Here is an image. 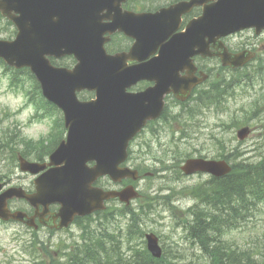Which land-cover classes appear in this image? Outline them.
I'll use <instances>...</instances> for the list:
<instances>
[{"label":"water","instance_id":"water-1","mask_svg":"<svg viewBox=\"0 0 264 264\" xmlns=\"http://www.w3.org/2000/svg\"><path fill=\"white\" fill-rule=\"evenodd\" d=\"M123 0H0V13L14 22L18 33L13 41H0V59L15 69L27 67L42 87L44 97L64 113L68 129L67 141L50 155L53 166L35 181L36 192L27 195L20 187H11L0 194V220L17 221L33 226L34 217L20 211H10L7 201L26 199L35 208L43 207L41 217L51 204H59L58 228L67 227L75 216H88L105 209V201L118 198L129 205L139 198L132 186L121 191H104L93 187L100 177L113 182L125 178L138 179L136 171L120 167L127 158L130 140L141 131L148 120L158 115L162 97L169 88L178 87L187 95L196 84L191 75L178 79L177 72L194 71L190 50L200 47L203 55L208 42L205 38H221L241 29L264 28V0H217L206 18L192 23L187 31L162 43L170 33L164 23L165 12L130 14L120 10ZM116 8L105 16V7ZM111 20L105 24L103 20ZM124 31L136 39L135 48L156 47L161 44L160 57L154 63L125 67L107 56L103 44L105 33ZM219 54L223 66L238 68L254 58V53L232 55L223 45ZM73 55V69L53 67L47 57ZM161 72L154 74V70ZM177 71V72H175ZM154 74V76H149ZM152 78L156 86L137 95L126 89L138 79ZM204 76L202 80H205ZM184 85V86H183ZM95 92V100L80 102L76 93ZM186 97V96H185ZM250 133L248 127L237 132L240 140ZM94 162L92 167L87 164ZM23 172L37 174L45 164L30 163L19 158ZM181 170L186 175L196 172L221 177L230 172L223 161L187 160ZM1 188V186H0ZM147 248L155 258L161 256L158 240L146 235Z\"/></svg>","mask_w":264,"mask_h":264},{"label":"rangeland","instance_id":"rangeland-1","mask_svg":"<svg viewBox=\"0 0 264 264\" xmlns=\"http://www.w3.org/2000/svg\"><path fill=\"white\" fill-rule=\"evenodd\" d=\"M13 34V28L8 26L5 20L0 19V39L11 38ZM242 36L239 42L253 38L248 33ZM260 40L262 41L258 45L261 49L260 58L264 60V36ZM208 66L217 68L214 64ZM217 76L229 81V73L214 72L211 80ZM9 77L10 74L0 63V134L2 131L10 135L19 132L21 137L34 141L46 137L50 130L51 120H34L37 119L34 107L28 104V99L33 98L34 93L28 92L30 87L27 83H24L23 87L14 89L10 86ZM29 84L32 87V84ZM22 89L29 94L28 98L21 93ZM232 94L226 97L222 106L201 107L194 116L189 118L185 115L175 117V111H172L175 118H171L170 124L160 130L146 129L130 146L132 156L126 163L128 167L136 168L140 172L159 171L156 172L155 178L143 179L135 183L136 189L149 200L136 201L131 204V209L139 206L146 209L150 206V212L143 216L142 229L159 238L171 264H210L208 256L188 236L186 227L187 223L192 220L188 211L192 208L205 209L203 211L217 215L224 220L226 223L222 229L224 232L211 236L223 241L221 245L236 244L241 248L246 246L251 238H255L257 233H264V205L259 206L260 214L256 213L248 224L235 230H229L224 210H212L208 205H201L198 199L184 194L186 188L204 183L208 179L206 175L192 177L181 175L177 178V175L173 173L174 169L163 171L161 168H170L176 164L180 166L189 157L217 159L231 155L233 149H236L239 154L238 158H232L237 162L242 159L256 161L264 157V79L260 77L258 80L249 81L248 86L242 83L233 88ZM254 100H256L255 105ZM240 120L254 128V131L244 141L236 139V131L240 125L234 122ZM151 129L156 131L155 135L152 134ZM13 143L19 146L20 141L14 138ZM7 151L5 148H0V178L6 177L3 182L7 183L8 187H28L33 177L21 173L17 165L9 166ZM31 159L34 158L31 157ZM99 185L105 188H117L105 180H101ZM172 192V204L175 207L164 205L161 200V197L170 195ZM156 196L159 199L154 201L153 198ZM21 206L19 201L10 203V207L13 208ZM108 207L113 216V227L125 231L128 219L119 215L118 210L121 206L117 202H109ZM136 212L139 213L138 210ZM92 219L97 220L98 217L95 216ZM86 223L87 221L82 222L83 225ZM209 232L212 233L213 230ZM37 234L40 242L32 243V232H28L21 224L0 222V264H47V255L56 258L65 246L79 241L81 229L78 226H72L63 232L48 234L40 230ZM212 243H208L209 246ZM207 249L210 250L209 247Z\"/></svg>","mask_w":264,"mask_h":264},{"label":"trees","instance_id":"trees-1","mask_svg":"<svg viewBox=\"0 0 264 264\" xmlns=\"http://www.w3.org/2000/svg\"><path fill=\"white\" fill-rule=\"evenodd\" d=\"M258 68L260 69L257 73L262 69V65H258ZM10 74V84L15 88L23 87L24 83L29 85L32 79L26 71H10ZM236 81H232L234 85H237ZM33 84L34 97L29 101L34 102L35 109L42 112L43 117L54 116V122L62 124L57 110L43 100L38 87L35 83ZM207 90L202 92L200 97L202 107L211 105L220 107L225 101V97L232 95L230 83L223 80H218ZM255 103L253 104L255 105ZM234 123L238 125L247 122L240 120ZM10 136L4 134L0 148L9 150L7 151L9 166H13L16 163L17 145L13 143V138L11 139ZM18 140L27 149L22 154L28 156L36 150L38 160H41L42 155L48 154L53 148V144L45 146L46 151L40 153V147H37L33 141H26L24 138H18ZM53 142L55 143V141ZM39 144L43 146V141H40ZM233 150V153L228 155L231 161H234L232 158L239 157L237 150ZM225 158L227 159V157ZM174 171L176 175L179 173L178 165L174 166ZM198 190H206L203 192L204 196H200V198L207 200L219 211L225 209L226 195L229 190V230L243 227L252 221L256 213L260 214L259 206L264 205V157H260L256 162L235 161L232 172L228 176L221 179L212 178L208 187L202 186ZM168 199L169 197H163V203H167ZM139 210V213L128 208L118 210L119 215L128 218L125 231L113 227V216L109 209L97 214V220L86 219L85 225L82 224L83 221L78 220L77 224L82 233L79 244L61 250L60 258L63 259V263L57 262L55 257L47 255L48 264H171L166 257L155 260L147 253L143 241L145 231L142 229V221L143 215L150 211V206H147L146 209L140 207ZM223 226H226V223L219 216L215 218L213 215L195 213L193 227L192 230H189V235L205 249L209 247L208 240L214 239L211 236L222 233ZM198 228L203 230L201 234L195 232ZM210 230H213L211 236H209ZM214 240V246L208 252L212 264H264V233H257L255 238H251L248 242L247 247L243 246L244 248H239L236 244L221 245L222 241L217 238Z\"/></svg>","mask_w":264,"mask_h":264},{"label":"flooded vegetation","instance_id":"flooded-vegetation-1","mask_svg":"<svg viewBox=\"0 0 264 264\" xmlns=\"http://www.w3.org/2000/svg\"><path fill=\"white\" fill-rule=\"evenodd\" d=\"M216 0H125L121 3L120 10L123 12H129V13H140V12H156L161 9L164 10V16L165 20L164 23L166 25L167 31L170 33V35L165 39L166 43L171 39V36L182 33L185 31L187 25L192 22L193 20L199 18L202 16L204 8L212 6ZM106 9H109L112 13L116 9V7H105ZM104 13H107L106 11ZM251 34L253 36L252 39H246L242 42H239V39H241L242 34ZM264 36V30L260 32L259 35H256L255 28L247 29L242 32L230 35L223 39L224 44L229 49V51L235 52L236 50H255L257 52V56L261 54L260 48L258 45L262 43L260 39H262ZM134 44V40L131 39V37L127 36L125 33H116L112 36H110L109 41L105 45V50L108 54L114 55V54H130L131 48ZM216 45V42H209V50L215 51L214 46ZM160 45L157 47L149 46L147 48L140 47L139 49H136L132 57L134 59H128L126 61L127 66H134L139 65V63L144 62H152L155 60L156 57L159 56L160 52ZM194 52L197 51V48L193 49ZM145 56V58H144ZM144 58V59H143ZM193 61V64L196 67V76H198L199 72L204 69L205 66L209 63H219V60L217 58H202L201 55L194 53V56L191 58ZM160 73L161 71H157ZM156 72V73H157ZM183 75L182 73L180 74ZM154 86V82L152 81H139L136 83L129 91L133 93H140L147 88H151ZM202 86L200 85L197 87L193 92L202 90ZM192 93V92H191ZM164 108L162 116L154 123L155 128L162 127V124H166L164 121H161V119L164 117V113H169V111H175L179 112L182 108V105L185 102H180L175 99V97L172 94L167 95L164 98ZM32 188L29 187L26 189L28 193H32L34 190H31ZM26 206L27 203L24 202ZM225 207L228 212L229 216V190L226 195V204ZM30 215H34L35 211L31 207H27ZM42 208H38V212H41ZM49 211L51 212V215H54V213L57 211L56 206L49 207ZM51 218V217H50ZM58 222V220L55 222V224ZM54 226V225H53ZM195 232L201 234L202 230L201 228H198L195 230ZM208 243H212L215 240L209 239Z\"/></svg>","mask_w":264,"mask_h":264},{"label":"bare ground","instance_id":"bare-ground-1","mask_svg":"<svg viewBox=\"0 0 264 264\" xmlns=\"http://www.w3.org/2000/svg\"><path fill=\"white\" fill-rule=\"evenodd\" d=\"M195 209H196V208H195ZM223 216H224V215H223ZM226 222H227V221H226ZM233 225H234V224H233ZM214 243H215V241L210 245L211 247L209 246V249H210V250H208L207 248H205V251H206V252L211 251L212 248H213V246H214V245H213ZM92 253H93V252H92ZM85 258H86V257H85ZM86 260H87V259H86ZM87 261H88V260H87Z\"/></svg>","mask_w":264,"mask_h":264}]
</instances>
